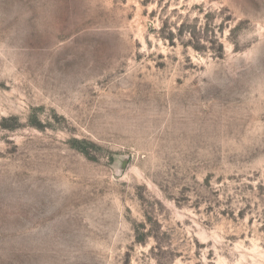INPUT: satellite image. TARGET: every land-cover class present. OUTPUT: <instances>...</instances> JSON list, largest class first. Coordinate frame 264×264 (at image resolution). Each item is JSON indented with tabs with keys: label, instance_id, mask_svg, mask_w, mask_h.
Returning <instances> with one entry per match:
<instances>
[{
	"label": "rangeland",
	"instance_id": "1",
	"mask_svg": "<svg viewBox=\"0 0 264 264\" xmlns=\"http://www.w3.org/2000/svg\"><path fill=\"white\" fill-rule=\"evenodd\" d=\"M0 264H264V0H0Z\"/></svg>",
	"mask_w": 264,
	"mask_h": 264
}]
</instances>
